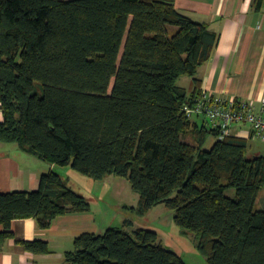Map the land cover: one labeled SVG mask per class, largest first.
I'll return each mask as SVG.
<instances>
[{
    "label": "trees",
    "instance_id": "16d2710c",
    "mask_svg": "<svg viewBox=\"0 0 264 264\" xmlns=\"http://www.w3.org/2000/svg\"><path fill=\"white\" fill-rule=\"evenodd\" d=\"M175 1L0 0V143L94 180L127 179L139 196L129 210L144 215L164 205L195 235L208 264H264V209L256 210L264 153L247 158V139H219L181 112L200 98L196 72L219 37ZM263 3L253 0L254 10ZM183 77L192 78L190 94L178 85ZM209 136L216 141L203 150ZM90 208L60 175L43 174L37 191L0 193V244L13 237L17 219L46 230ZM127 224L77 236L66 262L186 264L155 232L129 233ZM18 244L49 252L44 242Z\"/></svg>",
    "mask_w": 264,
    "mask_h": 264
},
{
    "label": "crops",
    "instance_id": "0c3cea01",
    "mask_svg": "<svg viewBox=\"0 0 264 264\" xmlns=\"http://www.w3.org/2000/svg\"><path fill=\"white\" fill-rule=\"evenodd\" d=\"M175 7L193 21L205 24L219 37L211 59L196 72L201 95L251 102L255 113L264 118V3L260 11L254 10L253 0H176ZM183 78H187L183 82L184 86L178 85L190 94L193 90L192 78ZM201 121L205 123L204 117ZM231 136L248 140L246 155L252 157L264 153V142L253 138L249 125H233ZM57 168L29 156L16 144L0 143V193L37 191L40 177L55 172L69 188L83 196L91 207L87 213L57 217L46 230L40 229L32 218L13 221V237L0 244V264H68L65 253L72 250L77 236L84 233L101 235L111 228L103 219L108 210H105V193L99 188L106 177L102 180L93 179L95 183H90L69 167ZM61 173H66L67 178ZM71 179L79 187L78 190ZM86 184H91L87 196L82 190L87 189L84 188ZM125 207L127 210L135 208ZM263 209L264 200L259 210ZM3 231L0 225V232ZM20 241L44 242L49 252L34 254L25 251L18 244Z\"/></svg>",
    "mask_w": 264,
    "mask_h": 264
},
{
    "label": "rangeland",
    "instance_id": "374dc122",
    "mask_svg": "<svg viewBox=\"0 0 264 264\" xmlns=\"http://www.w3.org/2000/svg\"><path fill=\"white\" fill-rule=\"evenodd\" d=\"M174 30V27H170L169 33L172 34ZM123 45L120 50L119 60L123 52ZM183 79L178 82L181 86H184L183 82L187 78ZM112 85L113 81H111L109 92L112 89ZM36 88L40 91L39 84H37ZM200 118L203 119V117ZM201 119H199L198 117H194L191 121L201 125ZM181 140L184 143L194 145L193 139L190 135H182ZM215 141L216 138H214L213 136H209L205 145L203 146V150H210ZM246 156L247 158L251 157L249 154H247ZM67 167H69V169H72L70 166ZM64 168L66 167H58L57 169ZM77 175L82 179L90 181V183H92V181L93 183H95L92 178H87L86 176H83L81 174ZM62 176L64 178H67L66 173H63ZM71 183L74 184L76 189L79 188L78 186H76L72 179ZM99 185L100 187H98L101 188V192L103 191L105 193V210L106 208L108 210L106 211L105 215L103 214V219H105V221L110 224V227L121 228L124 222H130L131 225L127 224L128 227L125 228L127 232L131 233L133 230L136 229H144L155 232L158 235V241L161 246L164 249L180 256L186 264H208L206 257L197 249V238L195 237V235L175 225L173 221V212L171 210H168L164 205L159 204L157 206H154L144 215L133 213L127 210L125 206L137 207L139 196L132 190L127 179L120 178L115 175H110L107 176ZM85 187L87 189H82L83 194L88 195V193L86 192H90L91 184H86L84 188ZM225 194L226 196L233 198L235 196V190L227 189ZM263 200L264 188H262L259 192L256 210L262 208Z\"/></svg>",
    "mask_w": 264,
    "mask_h": 264
},
{
    "label": "built area",
    "instance_id": "2783aa9c",
    "mask_svg": "<svg viewBox=\"0 0 264 264\" xmlns=\"http://www.w3.org/2000/svg\"><path fill=\"white\" fill-rule=\"evenodd\" d=\"M181 112L190 120L204 117L208 127L220 132L219 139L231 135L233 125L247 124L253 138L264 142V118L255 113L251 102L220 99L203 94L192 107L184 105Z\"/></svg>",
    "mask_w": 264,
    "mask_h": 264
}]
</instances>
